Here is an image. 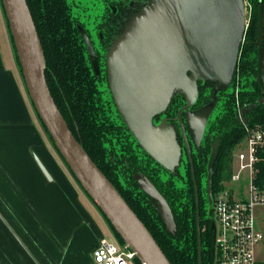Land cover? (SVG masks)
<instances>
[{
  "label": "trees",
  "instance_id": "trees-1",
  "mask_svg": "<svg viewBox=\"0 0 264 264\" xmlns=\"http://www.w3.org/2000/svg\"><path fill=\"white\" fill-rule=\"evenodd\" d=\"M26 2L43 50L45 75L50 93L74 137L143 222L169 262L198 264L196 207L190 167H187L186 179L183 180L182 186L176 184V179L172 175L159 176L154 160L138 149L125 124L115 121L110 111V102L103 98L99 89V81L104 78L105 72L102 77L94 73L67 0H26ZM109 2L110 7L108 5L105 7V22L100 24L104 35L102 40L104 42H101L105 60L111 44L122 33L132 16L143 8L150 7L153 0H110ZM248 3L251 6L249 23L228 84L219 87L214 97L216 81L199 80L196 99L192 104V107H200L214 100L218 103V111L207 124L205 139L199 152L193 155L194 173L200 188L199 180L202 176H206V164L212 143L217 140V155L212 175L214 194L223 187L222 181L230 178L232 150L244 138L245 126L264 125V89L257 81L256 45L260 7L263 11L264 23V0H248ZM262 43L264 46V36ZM16 60L19 64L17 56ZM237 83L236 98L234 88ZM229 87L231 91H228ZM183 103L182 95L178 91L173 92L164 113L175 115ZM239 109L242 112V119L237 115ZM39 121L56 154L76 180L40 118ZM137 175L154 186L168 204L173 219L172 228L167 227L160 214L156 198L141 188ZM256 178L260 184L264 183V162L258 164ZM76 182L78 183L77 180ZM199 199L201 206L200 189ZM93 204L95 205L94 202ZM104 218L111 226L105 216ZM210 224L208 221V229ZM111 228L118 242L124 244L114 228L112 226ZM201 239L204 240L202 233ZM204 245L202 244V247ZM207 246V251L202 249V264H208L212 260L211 240L208 241ZM133 260L140 264L136 257Z\"/></svg>",
  "mask_w": 264,
  "mask_h": 264
},
{
  "label": "water",
  "instance_id": "water-1",
  "mask_svg": "<svg viewBox=\"0 0 264 264\" xmlns=\"http://www.w3.org/2000/svg\"><path fill=\"white\" fill-rule=\"evenodd\" d=\"M1 4L30 100L60 156L140 264H171L143 222L84 151L60 113L47 84L44 54L26 0H1ZM245 28L242 0H153L150 7L132 16L107 53V74L120 111L144 116L159 104H165V108L173 87L182 88L187 102L177 111L176 120L192 165L181 113L193 104L195 92L175 75L177 65L173 63L186 64L198 57L205 63L202 68L231 64L232 74ZM263 36L260 7L256 45L257 81L262 89ZM216 155L214 142L207 163L209 201ZM35 160L42 173L50 178L40 160L37 157ZM137 181L143 190L159 199L160 214L169 226L170 222L163 214L165 208L161 206L164 202L171 220L167 203L148 181L145 185L139 179ZM193 182L198 261L201 264L199 200L194 175Z\"/></svg>",
  "mask_w": 264,
  "mask_h": 264
},
{
  "label": "crops",
  "instance_id": "crops-1",
  "mask_svg": "<svg viewBox=\"0 0 264 264\" xmlns=\"http://www.w3.org/2000/svg\"><path fill=\"white\" fill-rule=\"evenodd\" d=\"M0 14V264H93L104 237L33 116L1 0ZM254 217L263 234L257 258L264 215Z\"/></svg>",
  "mask_w": 264,
  "mask_h": 264
},
{
  "label": "rangeland",
  "instance_id": "rangeland-1",
  "mask_svg": "<svg viewBox=\"0 0 264 264\" xmlns=\"http://www.w3.org/2000/svg\"><path fill=\"white\" fill-rule=\"evenodd\" d=\"M68 1L71 5L72 13L77 19V25L80 28L82 38L84 39L85 45L87 47L88 55L90 56L89 58H91L90 62L94 73H96L98 77H102L101 75H103V73L105 72L104 78L101 79L100 81L99 89L102 91L103 98L111 103L110 111L111 114H113L114 119L116 121H120L125 124V126L128 128V132H130L131 134L132 139L134 140L135 143L139 145L141 151L147 153L154 160H156L161 166L166 168H172L175 164H177L179 160L180 148L175 139V129L173 125L170 122L164 120L165 117L163 114L164 104H159L155 106L150 112H148L144 116H137L132 113H124V112L122 113L120 111L118 104L115 101L114 94L112 93L109 77L107 74V67L105 66L106 64L104 60L102 61L98 57L97 59L95 58L96 52L99 51L98 49H97L98 51L96 50L98 46V38L96 35L97 33L96 24L98 22L97 19L103 10V0H68ZM242 2L244 7V13L246 16V28H247L250 18L251 6L249 5L248 0H242ZM0 18H1V14H0ZM4 48H7L8 50L9 47L7 45H4ZM101 50L102 49H100V53L103 54V51ZM171 60L172 59L170 58V61ZM236 62H237V57L234 65H236ZM202 63L204 62H202V60L198 57L192 58L186 64H178L177 62H174L173 65H177V71L175 75L180 79H182L185 83H187L191 88H193L194 92H196V85L199 80L203 81L205 79H213L217 83L216 84L217 88L223 87L224 85L228 84L229 82L228 80L231 76V64L223 65V66L213 65V67H210L211 66L210 65L209 67L202 68L201 67L203 65ZM228 91H231L230 87L228 88ZM184 95H185L184 96L185 101H187L186 93H184ZM31 108H32L33 116L34 114L36 116V117L34 116V118L37 120L38 125H40L41 129H43L42 124L40 123L36 115V112L33 111L34 110L33 106ZM217 111H218V103H216L215 101L214 103L206 104L203 107L196 109L189 108L185 111V121L189 125V130L191 131V132L189 131L190 138L194 140V146L198 145L199 141L201 140V136H199L198 133H196V131H199L201 134H203L206 130L207 121H209L208 119L210 118L212 119V117L216 115ZM156 114H159V118H156L154 116ZM194 131H195V135H194ZM46 140L48 143H51L48 136ZM236 146L234 147V149H236ZM234 149L232 150V153ZM57 157L62 167L66 170L67 174L74 180V184H77L76 180L68 172L63 161L59 158L58 155ZM225 181L226 180H223L222 184H224ZM140 183L142 185H145L144 183L147 182L143 178ZM80 188H79L80 192L82 193L84 198H86L85 201L86 205L91 210L92 215H94L95 221L97 225L100 227L103 237L109 242L115 244L116 246L119 245L125 246L124 244H120V242H118V239L113 229L107 223L102 213L97 209V207L92 203V201ZM151 193L154 194L155 192L151 191ZM160 202H163V200L160 199ZM161 206L165 208L163 214L167 219V221L170 222L169 226L172 227L173 219H171L172 221L170 220V216L168 214L169 211L166 208L164 202L161 204ZM254 212L255 215L258 214L264 215V207L256 206L254 208ZM257 258L260 259L261 261H264V244L261 245L259 249V255H257ZM129 264H137V263L134 260H130Z\"/></svg>",
  "mask_w": 264,
  "mask_h": 264
},
{
  "label": "built area",
  "instance_id": "built-area-1",
  "mask_svg": "<svg viewBox=\"0 0 264 264\" xmlns=\"http://www.w3.org/2000/svg\"><path fill=\"white\" fill-rule=\"evenodd\" d=\"M245 136L232 153L231 175L215 194L212 215L215 225L210 264H264L255 255L263 239L254 208L264 206V183L257 182L258 164L264 162V125L245 126ZM133 252L101 238L93 264H129Z\"/></svg>",
  "mask_w": 264,
  "mask_h": 264
},
{
  "label": "flooded vegetation",
  "instance_id": "flooded-vegetation-1",
  "mask_svg": "<svg viewBox=\"0 0 264 264\" xmlns=\"http://www.w3.org/2000/svg\"><path fill=\"white\" fill-rule=\"evenodd\" d=\"M110 0H103V10L100 14V16L98 17V22L96 24L97 26V38H98V46L96 48V50L98 52H96L95 54V58L97 59L98 55L100 57H98L99 59H101L102 61L104 60L105 62V66L107 67V59L105 60L103 58V54L100 53V49H102V40H104V35H103V29L100 27V24L105 22V7L106 5H108L110 7ZM68 4L70 5L69 1L67 0ZM71 7V5H70ZM71 12H72V9H71ZM73 15V13H72ZM73 18L76 22V26L80 32V28L79 26L77 25V19L75 18V16L73 15ZM101 28V29H100ZM81 34V32H80ZM82 37V35H81ZM83 42H84V39L82 38ZM102 41V42H101ZM101 42V43H100ZM84 45H85V42H84ZM86 47V45H85ZM86 51H87V55H88V50H87V47H86ZM103 51V50H101ZM88 57H90L88 55ZM91 58H89V63L91 65V62H90ZM92 66V65H91ZM101 81V79H100ZM100 81H99V84H100ZM225 86V85H224ZM197 87V85H196ZM217 87L215 86L214 88V97L216 95V92L218 90V88L216 89ZM193 89V88H192ZM216 90V92H215ZM175 91H178V93H180V95H182L183 97V104L177 109V111L183 107L187 101H185V98H184V93H186L182 88H177V87H173L171 92H170V95L173 94V92ZM113 93V91H112ZM234 93H235V97L237 98L238 96V83L236 84V87L234 88ZM196 94L197 92H195V99H196ZM103 95V94H102ZM170 95H169V98H170ZM195 101V100H194ZM216 102V100H214ZM214 101L210 102V103H206V104H211V103H214ZM194 103V102H193ZM217 103V102H216ZM167 104V103H166ZM204 104V105H206ZM111 105V103H110ZM165 105V104H164ZM204 105L200 106V107H203ZM200 107H192V105L189 107V108H192V109H196V108H200ZM188 108V109H189ZM165 109V108H164ZM177 111L175 113V115H166L164 113V110H163V114H164V120L170 122L174 129H175V139H176V142L179 146V150H180V157H179V160L177 162V164H175L172 168H166V167H163L161 166L156 160H154L151 156V158L154 160V162L157 164L156 167L158 169V174L159 176L161 177H168L169 175H172L174 176V178L176 179L175 182L178 186H182V183H184L185 179H186V171H187V167L189 166L190 167V171H191V180L193 182V175H194V178H195V182H196V185H197V189H198V212H199V227H200V246H201V256H202V249L204 248L205 251L208 250V246H207V243L209 240L212 241V248H211V256L213 255V242H214V233H215V225H214V219H213V215H212V205H213V200H214V197H215V194L213 193V190H212V185H211V199L209 201L208 199V186H207V173H206V176H202L199 180V184H200V188L197 184V181H196V177H195V173H194V161H193V155H197V153L199 152V149L205 139V134H206V130L203 134H201L199 131H196V133H198L199 136H201V140L199 141V144L194 146V140L190 138V133H189V125L187 124V122L185 121V111H182L181 113V116H182V120H183V123H184V128H185V133H186V137H187V140H188V144H189V150H190V157L192 159V165H191V162H190V159H189V156H188V153H187V150H186V147L183 143V138H182V135H181V132H180V128H179V124L176 120V115H177ZM238 117L242 119V112L241 110L239 109L238 110ZM156 118H159V114H156L154 115ZM211 119V118H210ZM208 119V120H210ZM116 121V120H115ZM118 123H120V121H117ZM209 121H207V124H208ZM206 128H207V125H206ZM191 132V131H190ZM179 135V136H178ZM194 135H195V131H194ZM216 142V146H217V140H214L213 143ZM135 143V142H134ZM213 143H212V146H213ZM137 144V143H135ZM138 145V144H137ZM138 149L140 150L139 148V145H138ZM141 151V150H140ZM211 151H212V147H211ZM211 153V152H210ZM210 156V154H209ZM209 159V158H208ZM208 163V161H207ZM207 165V164H206ZM214 166V165H213ZM137 179H139L140 181L143 179L142 176H139L137 175ZM184 180V181H183ZM153 188L156 190V188L153 186ZM193 189H194V182H193ZM199 189L201 190V194H202V205L200 206V199H199ZM156 192L160 195V193L156 190ZM152 197L156 198L157 202H159V199L153 195H151ZM162 197V196H161ZM163 198V197H162ZM194 198H195V190H194ZM164 199V198H163ZM165 201V200H164ZM166 202V201H165ZM158 206H159V203H158ZM168 206V204H167ZM195 207H196V203H195ZM169 208V207H168ZM170 210V209H169ZM196 211H197V207H196ZM196 211H195V215H196ZM171 213V212H170ZM172 216V215H171ZM195 219H196V216H195ZM208 221L211 223L210 224V227L209 229L207 228V223ZM166 223V222H165ZM167 225V224H166ZM213 226V228H212ZM168 228H172L170 226H167ZM209 231H210V235H209ZM196 232H197V227H196ZM201 233L203 234V237H204V240L201 239ZM208 236L210 239H208ZM203 241V242H201ZM202 244L204 245L202 247ZM197 259H198V238H197ZM211 262V260H210ZM210 262L208 264H210ZM198 264H199V261H198ZM202 264V263H201Z\"/></svg>",
  "mask_w": 264,
  "mask_h": 264
}]
</instances>
